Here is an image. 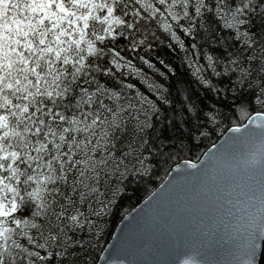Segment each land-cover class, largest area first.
Returning <instances> with one entry per match:
<instances>
[{
	"label": "snow or ice",
	"instance_id": "6c2138e0",
	"mask_svg": "<svg viewBox=\"0 0 264 264\" xmlns=\"http://www.w3.org/2000/svg\"><path fill=\"white\" fill-rule=\"evenodd\" d=\"M161 168L105 264H264V0H0V264H94Z\"/></svg>",
	"mask_w": 264,
	"mask_h": 264
},
{
	"label": "trees",
	"instance_id": "16d2710c",
	"mask_svg": "<svg viewBox=\"0 0 264 264\" xmlns=\"http://www.w3.org/2000/svg\"><path fill=\"white\" fill-rule=\"evenodd\" d=\"M117 14H119V12H117ZM98 23V22H97ZM146 27H148L149 31H153L157 29V25L155 23H152L151 25H146ZM163 32V29H159V31L157 32V35H160V33ZM149 40H152V37L149 36ZM130 59H135V57H130ZM177 63H179V61L177 60ZM139 66V65H137ZM145 71H151L149 69H147V67L145 66ZM181 71H183V69H181ZM125 79H129V77H125ZM138 80V78L136 76H132L130 78V82H136ZM162 81V78H161ZM213 142L217 141L216 137L212 138ZM211 145V143H208L207 145H202L200 151H206V149ZM170 171V169H169ZM165 178V172L163 170V168H161L160 170L156 171L153 176L151 177V179H148L145 183L141 184L139 186L140 191L138 193V199L134 198L133 201H125L123 209L121 210L120 213H118L115 217H109L108 218V222L104 225L105 231L103 236L101 237V239L99 240L98 244L96 245L95 251L91 253V257L94 260V264L97 263L100 254L102 253L103 249L105 248V246L107 245V243L109 242V240L112 237V234L117 226V224L119 223V221L122 219V217L129 211L131 210L133 207H135L138 203H140L147 195H149L151 193L152 190H154ZM135 187V186H133ZM124 209H127V211H125Z\"/></svg>",
	"mask_w": 264,
	"mask_h": 264
},
{
	"label": "water",
	"instance_id": "95a60500",
	"mask_svg": "<svg viewBox=\"0 0 264 264\" xmlns=\"http://www.w3.org/2000/svg\"><path fill=\"white\" fill-rule=\"evenodd\" d=\"M216 142H218V140L216 141ZM211 146V145H210ZM209 146V147H210ZM207 150V149H206ZM166 178V177H165ZM164 178V179H165ZM164 182V180L161 182V183H163ZM160 183V184H161ZM159 184V185H160ZM159 185L156 187V188H158L159 187ZM155 188V189H156ZM151 194V193H150ZM149 194V195H150ZM148 196V195H147ZM146 198V197H145ZM144 198V199H145ZM144 199L140 202V203H142L143 201H144ZM135 207H137V205L135 206ZM135 207H133V208H135ZM132 208V209H133ZM131 209V210H132ZM131 210H129L128 212H130ZM128 212L125 214V215H127L128 214ZM124 215V216H125ZM123 216V217H124ZM123 217H122V219H123ZM121 221V220H120ZM120 221H119V223L117 224V226H116V228H115V230H114V232H113V234H112V237H111V239L109 240V242L107 243V245L105 246V248L103 249V251H102V253L100 254V256H99V259H98V261H97V263L96 264H105V260H106V258H109L108 257V252L111 250V245L114 243V237L118 234V230L122 227V225H121V223H120Z\"/></svg>",
	"mask_w": 264,
	"mask_h": 264
}]
</instances>
